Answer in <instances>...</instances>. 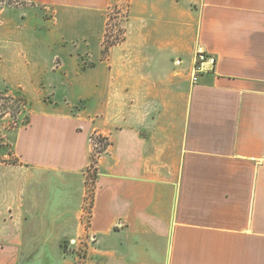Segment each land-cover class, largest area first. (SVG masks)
Masks as SVG:
<instances>
[{
    "label": "crops",
    "instance_id": "0c3cea01",
    "mask_svg": "<svg viewBox=\"0 0 264 264\" xmlns=\"http://www.w3.org/2000/svg\"><path fill=\"white\" fill-rule=\"evenodd\" d=\"M18 1L53 23L0 6V87L30 108L0 119V264H264V0H128L104 54L109 0Z\"/></svg>",
    "mask_w": 264,
    "mask_h": 264
},
{
    "label": "rangeland",
    "instance_id": "374dc122",
    "mask_svg": "<svg viewBox=\"0 0 264 264\" xmlns=\"http://www.w3.org/2000/svg\"><path fill=\"white\" fill-rule=\"evenodd\" d=\"M1 1V0H0ZM0 6L7 7V11L9 13H21L24 11L31 10L32 13H41L43 18L46 22L52 24V8L48 6L43 10H40L38 6H32L31 4H25L19 2L18 0H10L5 2H0ZM43 7V6H42ZM128 11V0H109L106 9L101 12V16L98 17L99 20H96V26L99 24V35L94 34V42L101 43L102 53L104 54L108 48L106 43H110L112 41L116 42L122 38L123 30H124V20L127 15ZM43 19L40 17L39 19H31L29 22L32 26H35L34 23L40 24ZM67 36V35H66ZM45 37V36H44ZM68 37V36H67ZM69 39V37L67 38ZM69 45H71V41L67 40ZM78 42L81 43V40L78 38ZM45 43L48 45H52L54 49L59 50L61 47L59 44L52 41L51 36H47L45 38ZM104 46V47H103ZM104 48V50H103ZM106 48V49H105ZM79 55L74 56L78 60L79 64L83 62V65H87L90 61V57L87 55V52L84 50L78 51ZM106 53V52H105ZM61 56L55 55L52 65L53 69H57L61 64ZM63 75L58 73L56 75V79H62ZM0 87V119L6 122V128H16L19 126H23L28 123L29 121V103L26 99L22 90L17 88H5ZM4 89V90H3ZM54 99L51 97L50 94L44 96L43 101L51 102ZM83 101L77 102L76 105H81ZM3 133H0V142L2 140L1 136ZM89 143L91 145V162L87 169V178H86V204L85 209L91 204L93 190H94V171H95V162L97 154L103 149L104 146L108 143L106 138H104L100 134H92L90 136ZM82 244L79 243V250L78 254L81 256V252L83 248L81 247ZM66 250L68 248L66 247ZM69 251V250H68Z\"/></svg>",
    "mask_w": 264,
    "mask_h": 264
},
{
    "label": "built area",
    "instance_id": "2783aa9c",
    "mask_svg": "<svg viewBox=\"0 0 264 264\" xmlns=\"http://www.w3.org/2000/svg\"><path fill=\"white\" fill-rule=\"evenodd\" d=\"M215 63L216 57L213 54H210L203 50H199L194 58V63L191 72V81L195 82L200 73L214 70ZM93 239L94 238L92 237V240Z\"/></svg>",
    "mask_w": 264,
    "mask_h": 264
},
{
    "label": "trees",
    "instance_id": "16d2710c",
    "mask_svg": "<svg viewBox=\"0 0 264 264\" xmlns=\"http://www.w3.org/2000/svg\"><path fill=\"white\" fill-rule=\"evenodd\" d=\"M113 43H115V42H114V41H112V42H110V43H106V45H105V46H107V47H108V46H110V45H111V44H113ZM107 47H106V48H107ZM106 48H105V49H106ZM106 145H107V144H106ZM104 147H106V146H104ZM104 147H103V148H104ZM66 251H67V250H66V247H64V252H66Z\"/></svg>",
    "mask_w": 264,
    "mask_h": 264
}]
</instances>
